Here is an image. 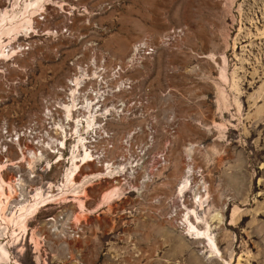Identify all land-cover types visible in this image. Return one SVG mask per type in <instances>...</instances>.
I'll use <instances>...</instances> for the list:
<instances>
[{
	"label": "rangeland",
	"instance_id": "1",
	"mask_svg": "<svg viewBox=\"0 0 264 264\" xmlns=\"http://www.w3.org/2000/svg\"><path fill=\"white\" fill-rule=\"evenodd\" d=\"M29 1L0 0L21 25L6 36L13 34L6 43L14 51L0 62L1 174L22 183L5 213L38 189L54 197L27 217L25 234L14 222L0 226L11 257L222 264L204 257L185 229L186 207L205 191L199 212L216 225L223 258L264 264V0H42L22 27ZM72 95L83 105L74 114H87L84 100L93 99L97 120L79 127L94 161L75 181L105 173L73 187L61 182L77 141L74 121L60 109ZM58 124L68 127L57 162L50 146L63 135ZM34 152L45 160L31 159ZM112 187L118 197L95 207Z\"/></svg>",
	"mask_w": 264,
	"mask_h": 264
},
{
	"label": "bare ground",
	"instance_id": "2",
	"mask_svg": "<svg viewBox=\"0 0 264 264\" xmlns=\"http://www.w3.org/2000/svg\"><path fill=\"white\" fill-rule=\"evenodd\" d=\"M41 1L42 0H30L27 5L25 4L26 5V6H24L25 11H27L28 8H29V10L27 11V13H28L27 20L26 21L24 20L25 22H23L22 27L25 25H30L31 23H33L34 18H35V17L33 18V16H32L33 13H35L41 6L42 7L44 6V5H41ZM47 5H50V3H47ZM5 9L6 8H2L0 11V13L3 11L0 15V62L2 60H4V58H6V56L10 55L9 54L10 51L11 52L14 51V48L9 47L12 44H9V46H7L8 43H6V38L10 39L13 36V34H11V36H9V37H6V36H8L10 31H12V32H16L17 30L19 31V28L21 27V25L16 24L15 20H14L15 22H13L14 17L7 15L8 11H6ZM12 12H13V10H12ZM26 28H27V26H26ZM7 47H9L10 50H6ZM5 52H6V55H5ZM77 84H79V82H78V80H75V85H77ZM74 93H75V91H74ZM72 94H73V90H72ZM71 100H72L71 104H63V105H61L60 109L65 111L66 117L70 118L71 122L74 121V123L72 125L73 126L72 129H73L74 133L76 134L75 138L77 139V141L75 142V144L73 143L74 144V150L71 152L70 157L68 158L69 162L71 163V169L69 170V172L66 171L67 173L64 175V179L62 180L61 185L73 187V186L79 185V184L84 186L82 183L85 182V180L87 178L93 177V176H101L105 173L104 172H98V173H94V174H89V175L84 176L80 182L75 181V176L78 174L79 170L81 169L80 167L82 165H85L89 162L94 161L93 154L89 151V148L87 146V144L90 142L86 139V137L82 136L81 129L79 127H84L82 120H84L87 127H89V128L92 126H96L97 120H96L95 111H94L95 107H94V105H92L93 99L89 100L88 98H85V100H84L85 104L84 103L83 104H84V109H87V112H86L87 114L83 113L82 115H80L78 113L75 115L74 112L83 108V105H81L82 107L76 106L77 105L76 104L77 99L75 98V96H73ZM71 100L69 102H71ZM58 127L60 129H62L63 135H62V137H60V140H55L57 142V143H55L57 146V147H55V149H52V147L50 146V149H51L50 153L56 152L57 162L64 160V154H63L62 150L64 149L65 144H66V136H67L66 128L68 126L65 127V125L63 126V125L58 124ZM50 142H51V140H50ZM47 146H49V145H47ZM81 149H83L82 153H81ZM44 156L45 155H43V153H41V152H40V154H36L34 152L31 154V159H34V158L43 159L44 158V160H45ZM21 157L22 158L24 157L23 152H21ZM47 163L49 165L48 161H47ZM7 165L12 166V163L7 164ZM27 166H28V168H31V163L28 162ZM4 168H6V165L3 163H0V226L2 224H5V227H4V229H5L10 222H14V224L17 226V228L21 232H23V234H25L27 231V224H26L27 223V217L29 215L37 214L41 207L47 206L50 203V200H52V198L54 197V194H50V193L44 194L40 189H38V190H36L35 194L32 196V198H33L32 202L29 201V203H20L17 206V209L15 208V210H13L10 213V215L12 214L11 217L9 215H6V213H5L6 205L8 204L9 200L11 198H13V195L16 192L15 185H20L22 183H21V181H18V180H20L21 176L17 180L15 177V179L12 181L13 183L9 180L8 181L5 180L1 174L2 171L4 170ZM187 181H188V178H185V180L182 182V187H181V189H179L180 192H182V190L186 187ZM49 186L50 187L56 186L57 188H59L60 184L53 185L52 183H50ZM81 191H82V193H84L83 190H81ZM117 191H118L117 187H115V188L105 192L102 195L100 203L98 205H96L95 207H100L102 203L110 202L113 198L118 197ZM74 192L76 193L75 195H77L79 193V191L77 189H75ZM204 192H203V194H205ZM200 193L201 194L196 192V194L194 196V198L197 199L196 201H194L196 203V207H194V206L190 207V208L186 207V212H184L185 215L183 217H184V222L186 223L185 224V229L187 230L186 232L190 236V239L198 240L199 243L202 244L203 248L205 249V254H206L204 257H206L208 259H216L217 261H221L222 264H231V259H224L222 252L220 251V249L218 247L217 241H216L215 236H214L213 231H212L216 225L213 226L211 223H209L208 221L205 220V213L204 212H201V213L199 212V210H202L203 206H205L204 205L205 201L203 199L204 195L202 194V192H200ZM205 195H207V193ZM206 197H208V196H206ZM80 205L83 207V201L82 200L80 201ZM237 209L238 208H235L233 210L232 218H231L230 223H229L231 226H234V227L237 224L236 219L234 218V215L236 214V212H238ZM214 217H216V220H218V223L221 221V217L218 213L214 214L212 216V219ZM197 223H203L204 226L198 227ZM18 235H19V233L12 237V242H15L13 244H16V241L18 240V237H17ZM35 246H36V244H35ZM10 249H11V245H10V247H7L6 245H3L0 242V264H18L16 259L11 257Z\"/></svg>",
	"mask_w": 264,
	"mask_h": 264
}]
</instances>
